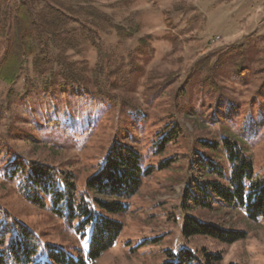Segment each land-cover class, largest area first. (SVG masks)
Masks as SVG:
<instances>
[{
  "label": "rangeland",
  "instance_id": "rangeland-1",
  "mask_svg": "<svg viewBox=\"0 0 264 264\" xmlns=\"http://www.w3.org/2000/svg\"><path fill=\"white\" fill-rule=\"evenodd\" d=\"M22 1L38 31L16 80H0V212L85 257L88 234L25 200L3 170L14 157L44 163L70 172L80 193L117 140L149 173L117 217L116 242L87 264H162L181 248L219 253L217 264H264V221L241 207L187 210L243 239L181 234L184 191L209 175L199 161L229 173L224 138L264 174V0H0V60ZM163 136L173 138L160 148Z\"/></svg>",
  "mask_w": 264,
  "mask_h": 264
},
{
  "label": "trees",
  "instance_id": "trees-1",
  "mask_svg": "<svg viewBox=\"0 0 264 264\" xmlns=\"http://www.w3.org/2000/svg\"><path fill=\"white\" fill-rule=\"evenodd\" d=\"M37 29L28 3H18L8 24L6 48L0 60L1 81L12 84L23 58L35 53L32 35L37 34ZM39 63V58L33 59L35 69ZM172 138L163 136L158 147L161 148L163 142H171ZM217 145L212 142L207 146L215 152ZM220 146L230 164L229 173L227 175L210 160L199 161L203 174L209 175L194 180L184 191L181 228L184 238L204 235L233 243L245 237L243 231L217 227L187 210L190 205L210 208L213 200L225 206L241 207L249 219L264 221V174L254 172L251 159L233 138H224ZM3 171L7 179H17L18 191L29 203L48 209L76 233H87L88 244L85 257L74 256L54 244L41 242L39 236L23 224L9 221L10 216L0 212V264H87L96 260L116 242L122 229L117 217L126 212L128 198L136 194L142 178L149 173L143 168L139 152L117 140L111 144L102 165L85 180L84 191L80 193L70 172L44 163L14 157ZM220 260L219 253L181 248L168 252L162 264H217Z\"/></svg>",
  "mask_w": 264,
  "mask_h": 264
}]
</instances>
